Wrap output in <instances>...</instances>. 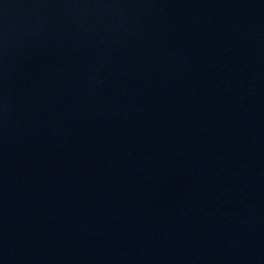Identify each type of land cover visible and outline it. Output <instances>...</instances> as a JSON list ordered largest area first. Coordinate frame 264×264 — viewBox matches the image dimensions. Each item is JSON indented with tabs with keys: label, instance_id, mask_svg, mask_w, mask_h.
Returning <instances> with one entry per match:
<instances>
[{
	"label": "water",
	"instance_id": "water-1",
	"mask_svg": "<svg viewBox=\"0 0 264 264\" xmlns=\"http://www.w3.org/2000/svg\"><path fill=\"white\" fill-rule=\"evenodd\" d=\"M0 264H264V0H0Z\"/></svg>",
	"mask_w": 264,
	"mask_h": 264
}]
</instances>
